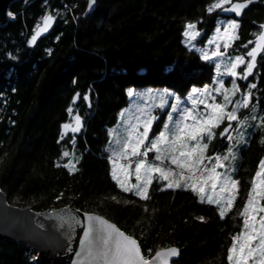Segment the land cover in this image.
Returning <instances> with one entry per match:
<instances>
[{
	"label": "trees",
	"instance_id": "16d2710c",
	"mask_svg": "<svg viewBox=\"0 0 264 264\" xmlns=\"http://www.w3.org/2000/svg\"><path fill=\"white\" fill-rule=\"evenodd\" d=\"M209 2L96 0L85 17L87 0H17L10 6L14 18L0 25V190L10 204L35 211L69 206L96 213L133 235L145 251L177 246L181 255L175 264H227L230 234L240 230L238 212L264 155L260 133L241 150L235 172L237 199L224 220L215 206L198 203L190 191H160L154 184L148 201L121 192L110 178L104 152L107 128L126 106L128 87L165 86L186 94L192 86L189 73L200 65L205 68L200 85L211 81V68L182 43L186 21L202 18L198 43L211 35L216 13L205 12ZM45 11L60 15L29 47L26 41ZM239 21L240 39L230 49L233 55L246 52L240 46L254 40L253 33L264 22L262 0L246 9ZM170 66L176 70L169 71ZM255 71L259 74L249 80L257 79L253 103L264 102V61ZM76 93L80 95L73 104ZM85 93L91 108L83 99ZM70 104L83 117V128L61 139V125L71 119ZM65 150L69 157H62ZM73 154L82 159L79 171L70 175L62 164ZM201 215L203 222L195 218ZM31 256L36 253L23 244L0 241V264H51L32 261Z\"/></svg>",
	"mask_w": 264,
	"mask_h": 264
},
{
	"label": "snow or ice",
	"instance_id": "6c2138e0",
	"mask_svg": "<svg viewBox=\"0 0 264 264\" xmlns=\"http://www.w3.org/2000/svg\"><path fill=\"white\" fill-rule=\"evenodd\" d=\"M252 2L210 0L204 10L210 16L216 13L215 27L203 46L197 43V38H202L203 30L197 27L203 22L202 18L184 23L182 43L211 68L214 73L211 83L198 86L205 72L204 66L200 65L189 73L192 86L186 95L168 87L126 89L131 102L118 114L117 125L107 129L108 143L104 148L110 165V178L121 192L148 201L150 188L155 184L160 191H190L198 203L215 206L221 220L233 210L239 190L234 163L238 146L247 143L251 133L264 131V108L258 112L259 103H253V90L257 84L249 82L250 77L259 74L254 70L264 61V22L259 23L258 32L253 33L255 39L240 46L246 48V52L233 55L230 49L240 39L238 30L241 24L235 18L222 19L220 14L241 17L242 11ZM94 3L95 0H87V8L91 9ZM65 10H70L67 5ZM7 15L14 18L11 11ZM59 15V11L55 14L45 11L32 28L27 45L33 47ZM248 45L252 47L248 48ZM47 51L51 54V49ZM9 56L12 60L17 59L10 53ZM241 66L242 70L238 71ZM175 70V67H169V71ZM224 77L231 78L230 87L225 86ZM238 81H243L246 87L242 88ZM79 95H73V104ZM83 99L91 108L88 93L83 95ZM242 109L247 110V114L241 116ZM73 111L70 104L67 112L72 123L61 125V139L67 132L76 134L83 128V117L79 112L71 115ZM163 113L166 116L162 127L155 134H150L154 125L159 126ZM218 139L219 143L214 144ZM71 143L75 144V135ZM259 143L264 145V135ZM69 156L67 150L62 152V157ZM81 159V156L73 154L62 167L71 175L79 171L77 165ZM57 166L61 165L58 163ZM63 194L61 192L56 199L59 200ZM111 199L115 201L117 197ZM49 215L58 219V227L66 226V230L61 232L64 242L60 246L64 251L75 253L71 264H174L172 258L179 255L180 250L176 246H157L155 251L152 248L145 251L146 246L133 235L98 214L85 212L81 220L66 207L64 210L53 209ZM238 216L241 226L238 232L230 234L227 264H264V157L259 160L251 177L247 198ZM195 218L201 222L205 220L203 215ZM81 223L79 244L73 249V234ZM30 259L37 261V256Z\"/></svg>",
	"mask_w": 264,
	"mask_h": 264
},
{
	"label": "water",
	"instance_id": "95a60500",
	"mask_svg": "<svg viewBox=\"0 0 264 264\" xmlns=\"http://www.w3.org/2000/svg\"><path fill=\"white\" fill-rule=\"evenodd\" d=\"M15 1L17 0H0V25L5 24L10 19L7 12ZM258 2L259 0H253L246 9ZM262 2L264 4V0ZM95 4L96 0L91 9H88L86 6L87 10L85 9L83 17L93 11ZM246 9L242 11V15ZM220 15L226 18L233 17L237 20H240L242 17V15L241 17H235L234 14H227V16L225 14ZM140 73L142 74L143 71ZM241 82L245 84L243 81ZM66 207L82 220L84 211L80 210L77 213V208ZM66 207H60L57 210H64ZM51 211H35L27 207L12 205L8 202L6 194L0 190V241L10 240L25 245L36 253V262L38 263L71 264V258L74 257L75 253L64 251L60 246L64 242L61 232L66 230V226L64 228L58 227L57 225L60 222L55 216L49 215ZM40 225H43V227H40ZM82 227L83 224L81 223L75 229L72 238L73 249L78 247V235L81 234ZM178 249L180 250V248ZM180 255L181 250L179 251V255L172 258V260L174 262L178 261Z\"/></svg>",
	"mask_w": 264,
	"mask_h": 264
},
{
	"label": "rangeland",
	"instance_id": "374dc122",
	"mask_svg": "<svg viewBox=\"0 0 264 264\" xmlns=\"http://www.w3.org/2000/svg\"><path fill=\"white\" fill-rule=\"evenodd\" d=\"M221 18L222 19H225L226 17H222L221 16ZM231 18H233V17H231ZM207 40V39H206ZM206 40L205 41H203L202 43H198L200 46H203V44L206 42ZM241 68H243V66H241ZM242 69H238V71H241ZM212 75H214V73H212ZM224 80H225V86L226 87H230V85H231V78L230 77H224ZM252 82H255L256 84H257V79H256V81H252ZM207 83H211V81H209V82H207ZM198 86H202V85H198ZM135 88V87H134ZM146 88H156V89H162V88H165V86H160V87H153V86H147V87H140V88H137L138 90H142V89H146ZM171 90V89H170ZM187 94V93H186ZM186 94H184V95H186ZM130 98H128V102H127V104H126V106H124L122 109H126V108H128V106H129V104H130ZM255 103H259V105H260V107L257 109V111L259 112L260 111V109L261 108H264V102H259V101H256ZM74 109V108H73ZM122 109H120V111L118 112V114L121 112V110ZM76 114V112H74L73 111V113L71 114V115H75ZM245 114H247V110H241V113H240V115L241 116H243V115H245ZM165 116H166V113H163V114H161V119H160V121H159V126H156V125H154V131L152 132V133H150V134H155V132L156 131H158L159 130V127H162V125H163V120H164V118H165ZM117 118H118V115H117ZM67 123H72V120L70 119V121H68ZM117 125V121H116V123L114 124V125H112V126H110V127H108L107 129H109V128H113V127H115ZM250 132H251V130H249ZM260 133L261 135H264V131H260V130H257L256 132H254V133ZM254 133H251V136L254 134ZM108 135V134H107ZM247 139V138H246ZM248 142H249V139H247V143H245V144H241V145H239L238 147H239V152H238V155H237V159L234 161V163H235V165H236V168L238 167V165H239V163H240V160H241V150L248 144ZM107 143H108V141H107ZM214 144H218V142L217 141H214ZM221 151H223L224 149L223 148H221L220 149ZM150 156H151V154H150ZM263 157H264V155H263ZM66 163V162H65ZM133 182H134V178H133Z\"/></svg>",
	"mask_w": 264,
	"mask_h": 264
}]
</instances>
